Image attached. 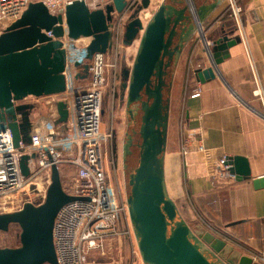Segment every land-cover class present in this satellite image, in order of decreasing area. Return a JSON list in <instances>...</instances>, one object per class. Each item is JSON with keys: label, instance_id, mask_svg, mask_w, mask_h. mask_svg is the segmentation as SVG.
<instances>
[{"label": "water", "instance_id": "water-1", "mask_svg": "<svg viewBox=\"0 0 264 264\" xmlns=\"http://www.w3.org/2000/svg\"><path fill=\"white\" fill-rule=\"evenodd\" d=\"M198 1L185 0L181 8L163 2L144 23L141 13L152 0H141L125 26L124 46L132 45L138 37L140 42L131 67L126 65L123 55V87L128 105L141 101L143 110L139 161L129 178V217L146 264H263L247 254L224 261L228 242L212 232L193 231L166 190L164 152L170 102L166 99L164 103L163 87L167 69L180 51L176 42L180 40L181 45L194 27L201 30V23L222 2L204 0L198 5ZM126 5L127 0H113L92 9L85 0H73L53 14L43 2H31L18 20L0 32V130L7 126L11 129L15 146L20 141H31L34 106L24 104L15 109L11 99L59 94L66 89L67 50L61 40L65 34L64 22L69 38L91 37L86 48V57L91 60L95 53L111 51L112 12H122ZM234 32L222 27L220 34L207 44L209 66L193 70L199 82L218 76V65L229 56L230 48L241 42ZM76 66L83 68L77 77L88 75L89 62H76ZM142 91L146 100H142ZM57 107V122H63L68 115L66 104L59 100ZM16 110L22 114L21 123L13 121ZM31 156L35 158L37 154ZM29 158V155L21 158L25 175ZM226 163L237 180L251 178L246 157L229 156ZM76 199L79 197L64 189L59 168L53 165L44 202L39 205L26 202L18 210L0 212V231H7L13 223L21 228L20 245L0 246V264H59L53 239L55 219L64 204Z\"/></svg>", "mask_w": 264, "mask_h": 264}, {"label": "crops", "instance_id": "crops-1", "mask_svg": "<svg viewBox=\"0 0 264 264\" xmlns=\"http://www.w3.org/2000/svg\"><path fill=\"white\" fill-rule=\"evenodd\" d=\"M168 2L181 8L185 0ZM238 2L243 37L218 65L216 78L199 82L193 70L209 66L206 47L222 27L239 35L228 0L206 17L201 30L194 27L181 45L176 40L180 51L170 80L176 121L164 152L169 197L182 205L196 232L225 235L224 261L242 254L257 259L264 252V101L254 93L258 84L264 88V0ZM186 135H201L202 141L184 153ZM224 155L246 157L251 178L239 181L220 168Z\"/></svg>", "mask_w": 264, "mask_h": 264}, {"label": "built area", "instance_id": "built-area-1", "mask_svg": "<svg viewBox=\"0 0 264 264\" xmlns=\"http://www.w3.org/2000/svg\"><path fill=\"white\" fill-rule=\"evenodd\" d=\"M37 1L43 2L51 13L58 14L73 0H0V32L18 20L31 2ZM85 1L92 9L113 2ZM140 2L141 0H127L122 12H112V49L107 53H95L91 60L86 57L91 37L69 38L64 22L65 34L61 40L67 50L65 91L11 99L15 109L24 104L34 106L30 143L20 141L15 146L11 129L7 126L0 130V200H3L0 204L16 201L20 203L19 209L26 202L39 205L46 198L53 165L59 168L60 176L70 166L76 170L77 183L72 191L67 192L79 199L60 208L53 228L59 264H85L90 251H101L109 239L131 235L133 230L127 213L128 204L120 197L106 163L105 145L111 134L104 131L102 122L110 77L113 75L112 85L115 87L120 71L119 56L124 45L126 21ZM228 12L242 38V7L238 0H228ZM76 62H89L86 77H77L79 72H83V68L76 66ZM254 93L264 101V88L259 84ZM59 100L66 104L68 113L63 122H57ZM13 121L22 122L21 112L16 110ZM201 141V135L199 138L186 135L182 142L183 152ZM33 153L37 154L35 158L31 156ZM24 155L30 156L27 175L21 168V158ZM228 158L227 155L222 156L218 166L228 170ZM257 257L254 259L264 264V252Z\"/></svg>", "mask_w": 264, "mask_h": 264}, {"label": "rangeland", "instance_id": "rangeland-1", "mask_svg": "<svg viewBox=\"0 0 264 264\" xmlns=\"http://www.w3.org/2000/svg\"><path fill=\"white\" fill-rule=\"evenodd\" d=\"M169 4L168 0H152L148 9L143 10L141 17L144 20V23H147L154 15L155 11L158 9L161 3ZM127 20V19H126ZM129 21V19L126 21ZM85 42L86 40H81ZM140 42V37L136 38L132 45L121 47L122 52L119 56V65L121 67V58L123 53H125L126 65L132 66L134 59L137 54L138 46ZM129 62V63H128ZM118 65V68H119ZM120 70V69H119ZM118 70V71H119ZM173 71V66L170 65L167 69V75L165 77V85L163 87L164 103H167L166 99H169V102H172V105L169 108V123H168V134L167 138L170 135L171 129L175 126L176 114L174 111L175 101L171 100L173 95L172 85L170 84L171 72ZM120 79V71L118 74V80ZM111 84V86H110ZM110 84L107 91V95L104 100L103 109V122L102 127L104 131L111 134L106 141V163L109 167V173L113 183L116 186V189L122 199L127 202V197L130 194V184L129 178L130 174L138 165L141 142L140 128L142 125V115L143 110L141 101L130 104V109L132 111V116L127 112L126 103L123 107H118V100H114V88L113 87V75L110 77ZM118 86V85H117ZM170 102V104H171ZM136 108V109H134ZM40 111V110H38ZM37 113V112H36ZM35 113V115H36ZM74 167L66 168L63 171L61 176L63 187L66 191L73 190L74 185L77 183L76 172ZM0 203H3V200H0ZM177 208L184 218V208L179 202H175ZM20 203L16 201H10L4 204H0V212H10L15 209H19ZM128 218L129 210H127ZM186 222L190 225L193 231H196V225L192 220L184 218ZM132 226V225H131ZM21 228L18 224L13 223L9 226L7 231H0V246H9L16 247L20 245V235ZM217 236L225 237V235L217 233ZM228 237V236H226ZM85 264H146L142 260L141 253L138 248L137 239L132 230L131 235L126 234L121 238H111L105 245V248L101 251L94 250L90 251L88 254V259Z\"/></svg>", "mask_w": 264, "mask_h": 264}, {"label": "flooded vegetation", "instance_id": "flooded-vegetation-1", "mask_svg": "<svg viewBox=\"0 0 264 264\" xmlns=\"http://www.w3.org/2000/svg\"><path fill=\"white\" fill-rule=\"evenodd\" d=\"M122 58H123V56H122ZM122 58H121V62H120L121 63V67L119 65V69H120V79L118 80L117 84L115 85L116 87L114 88V96H115L114 100L115 99L118 100V107H123V105L126 103L127 112L132 116L133 114L131 112L133 110L131 111V109H130V106L131 105H128V103H127V97H126L127 95L125 94V89L123 87V81H122V76H121L122 67H123L122 66V63H123V59ZM125 58H126V56H125ZM126 92H127V90H126ZM146 98H147L146 94L142 91V100H146ZM139 104H141V102ZM134 109H136V108H134ZM34 116H35V114H34Z\"/></svg>", "mask_w": 264, "mask_h": 264}, {"label": "bare ground", "instance_id": "bare-ground-1", "mask_svg": "<svg viewBox=\"0 0 264 264\" xmlns=\"http://www.w3.org/2000/svg\"><path fill=\"white\" fill-rule=\"evenodd\" d=\"M144 21V20H143Z\"/></svg>", "mask_w": 264, "mask_h": 264}]
</instances>
